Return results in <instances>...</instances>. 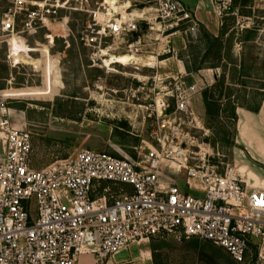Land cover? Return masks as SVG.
Segmentation results:
<instances>
[{
	"label": "built area",
	"instance_id": "built-area-1",
	"mask_svg": "<svg viewBox=\"0 0 264 264\" xmlns=\"http://www.w3.org/2000/svg\"><path fill=\"white\" fill-rule=\"evenodd\" d=\"M7 1L0 30L11 37L47 27L61 11L85 12L88 20L76 38L90 64L100 68H109L118 55L131 57L121 64L151 68L167 54L181 62L172 38L190 41L199 30L195 10L182 0L120 11L105 0L95 7L70 0ZM208 1L222 25L233 0ZM151 43L156 50L143 52ZM186 75H170L147 103V116L157 120L156 144L140 158L80 149L40 169L31 166V137L15 123L10 97L0 88V264H77L85 252L101 264L130 243L170 235L209 241L237 264L252 245L264 258V187L248 182L235 164H215L205 130L202 137L183 132L179 114L203 129L191 102L198 86L207 84L205 77L198 85ZM100 182L108 185L92 196Z\"/></svg>",
	"mask_w": 264,
	"mask_h": 264
},
{
	"label": "rangeland",
	"instance_id": "rangeland-1",
	"mask_svg": "<svg viewBox=\"0 0 264 264\" xmlns=\"http://www.w3.org/2000/svg\"><path fill=\"white\" fill-rule=\"evenodd\" d=\"M185 1L190 3L195 0ZM100 2L103 0H70L71 5L76 7H80L81 3L95 7ZM7 3V0H0V18ZM109 3L120 11L153 7L156 0H109ZM105 5H109L107 1ZM87 20L85 12L67 10L60 12L56 21L30 35L11 37L0 30V87L6 89L10 97L15 123L31 137V166L35 169L43 168L57 159L71 157L80 149L138 159L156 144L154 130L157 120L154 116H147L151 111L145 107L156 96L158 87L167 84L170 75L177 72L179 63L167 54L162 56L164 59L154 60L153 68L117 62L110 64L109 68L92 66L87 50L76 38ZM222 24L228 29L232 26L236 29L233 37L237 45L234 43L232 46L231 40L225 39L228 42L224 49L227 62L240 55L245 61V68L254 74L245 80V84L263 87L264 0H233ZM243 26L257 27L258 32L252 39L238 43L244 36L242 30L245 28L240 30ZM22 35L26 43L18 38ZM183 39L182 35H175L171 46L193 72L187 73L186 80L200 85V80L205 76L196 68L216 64L212 59L214 52L201 62L204 46L199 41V30L195 39ZM156 46L151 43L143 52H154ZM224 64L220 68L221 73L224 70L226 74H219L220 70L214 72L213 82H207L202 88L198 86L199 93L192 98V109L203 129L190 127L184 116L179 114L184 121L181 128L183 132L188 131L199 137H202L204 130L207 132L206 139L212 148L215 164L240 166L246 162L251 167L240 171L244 176L247 172L256 174L259 169L264 172V164L235 149L236 119L224 110L226 87L230 88V99L235 104L249 107L260 101L262 92L251 90L254 92L245 97V88L241 86L238 76L230 75L232 65ZM222 76L224 81L218 100L220 111L216 115H206L199 98L202 99L205 89L214 91L213 96L217 97L220 88L215 86ZM143 115H146L144 120ZM107 185V182L96 184L92 196L99 195ZM256 185L260 184L256 182ZM110 188L115 189V186L111 185ZM161 240L169 249L163 257L165 264H237L223 248L197 237L176 238L170 235ZM256 250L252 245L241 264H264V258L258 257Z\"/></svg>",
	"mask_w": 264,
	"mask_h": 264
},
{
	"label": "crops",
	"instance_id": "crops-1",
	"mask_svg": "<svg viewBox=\"0 0 264 264\" xmlns=\"http://www.w3.org/2000/svg\"><path fill=\"white\" fill-rule=\"evenodd\" d=\"M189 7L195 10V14L199 24V41L203 43V55L201 58V62L206 61L208 58V54L206 55V44L205 39L203 38V30L208 33L212 37H220L221 47L219 48L218 54L215 55L212 59L215 60L216 64L211 65L209 67H197V71H201L202 74L205 76L208 84L213 82L212 76L215 73L219 74H226L223 70L221 73V68L224 65H232V73L230 75L240 76L241 73L248 75L249 78L254 76L253 72L245 68V61L243 58L238 55V57L233 60L228 61L226 60L227 53L224 52L226 48V44L228 42L225 40L228 36V31L232 29H236L234 26L229 27L222 35H219L223 24L220 26L217 22V19L209 12V1L208 0H195L194 2H186ZM242 30L243 28L247 27H240ZM38 31V30H37ZM36 31V32H37ZM34 32V33H36ZM236 33H233V36ZM30 35V34H28ZM26 43L25 36L18 37ZM244 42L243 40H239L238 43ZM237 45L235 38L231 39L232 46ZM230 45V44H229ZM214 50V49H213ZM212 50V51H213ZM210 51V53L212 52ZM214 52V51H213ZM181 62H177L178 69L177 71L181 72H190L191 69L185 66L183 62V57H181ZM222 63V64H221ZM248 80V78H245ZM250 80V79H249ZM245 89L243 90L246 96H250V93L254 92L251 90H259L263 93L260 97L259 107L257 111H253L249 108V106L245 104H238L235 108V115H236V134H235V142L237 144V151L241 152L242 154L248 155L250 158L256 160L257 162L264 164V88H256L251 87V85L245 84L241 85ZM2 88V87H0ZM4 89V88H3ZM6 90V89H5ZM7 91V90H6ZM198 97H195V99ZM201 98V97H200ZM201 101L202 109L204 108L203 101ZM243 162V161H242ZM236 165V164H235ZM237 166V165H236ZM250 164L243 162L240 166H237L239 171L244 172L246 168H250ZM254 170V169H253ZM251 170V171H253ZM251 173V174H250ZM247 172V175L244 176L245 179L256 185V182L259 183L260 187H264V172L262 170H257L256 174L254 172ZM259 175V176H258ZM261 177V178H260ZM124 189L129 190V186H124ZM162 238H152L149 241L141 242V243H130L127 247L119 250L117 253L113 254L109 258L102 261L101 264H165L163 257L167 255L169 249L168 247L164 246V241L161 240ZM77 264H98L96 257L94 254L90 252L82 253L77 260Z\"/></svg>",
	"mask_w": 264,
	"mask_h": 264
},
{
	"label": "trees",
	"instance_id": "trees-1",
	"mask_svg": "<svg viewBox=\"0 0 264 264\" xmlns=\"http://www.w3.org/2000/svg\"><path fill=\"white\" fill-rule=\"evenodd\" d=\"M61 12H63V11H61ZM227 29H228V27L226 25H223L222 30H221L219 35H222ZM234 32L235 31H230V33H228L227 41H230L233 38ZM242 32L244 34L242 40L247 41V40H250L257 35L258 28L257 27L245 28L242 30ZM203 38L205 39L204 41L206 44V55L208 53H210V51H212L213 49H214L213 51H214L215 55H217L219 48L221 47L220 37H212L203 30ZM233 78H234V76H233ZM238 78H239L240 84L245 85V82H246L245 78H249V76L241 73ZM223 81H224V76H222L219 84L217 83L215 86V87L220 88V91L217 94V97L213 96L214 91L209 90V89L203 90L202 101L204 103L206 115H210V114L216 115L217 111H220L218 100L220 99V96L222 93ZM226 88H227V91L225 92V97H226V103L225 104L226 105H225L224 110H227L228 113L230 114V116H232L233 118L235 117V119H236L235 108L238 104H235L234 101L230 99V97H231L230 88L229 87H226ZM262 88H264V84H263ZM260 94L263 95V93H260ZM258 107H259V102L256 105L249 107V108L253 111H257Z\"/></svg>",
	"mask_w": 264,
	"mask_h": 264
},
{
	"label": "bare ground",
	"instance_id": "bare-ground-1",
	"mask_svg": "<svg viewBox=\"0 0 264 264\" xmlns=\"http://www.w3.org/2000/svg\"><path fill=\"white\" fill-rule=\"evenodd\" d=\"M109 4L110 7L114 8V9H117V7H115L114 4H110L109 3V0H106ZM131 57H129L128 55H118V56H111V59H113L114 62H117V63H126V61L128 59H130ZM133 58L137 59L136 57L133 56Z\"/></svg>",
	"mask_w": 264,
	"mask_h": 264
}]
</instances>
